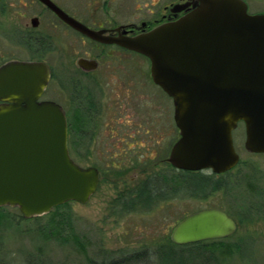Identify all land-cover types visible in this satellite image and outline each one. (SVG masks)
I'll list each match as a JSON object with an SVG mask.
<instances>
[{"label": "rangeland", "instance_id": "rangeland-1", "mask_svg": "<svg viewBox=\"0 0 264 264\" xmlns=\"http://www.w3.org/2000/svg\"><path fill=\"white\" fill-rule=\"evenodd\" d=\"M167 1L160 0L159 5L152 7L151 3L155 5L157 0H132V5L142 11L128 15L129 19H152L146 7L157 14ZM243 1L250 14H264V0ZM9 19L0 12V66L32 57L25 48L26 32H15ZM47 34L45 61L55 78L43 99L63 106L70 124L78 92L95 95L100 114L92 125H102L100 136L108 135L106 155L120 145L129 156L116 167H106L101 155L95 166L107 172L102 173L96 194L88 204L72 202L59 213L71 218L81 248L72 241L61 244L55 239L67 238V233L56 225L55 216L22 221L18 209L0 211V264H109L138 254H143L138 264H189L190 258L181 253L183 248L171 243V235L181 220L205 209L226 212L237 222L238 230L222 244L206 249L218 259L202 264H264V154L246 150L245 125L239 124L233 133L241 159L235 170L225 175L175 172L168 163L171 149L180 138L174 122V104L151 83L150 61L115 47L97 49L65 32ZM81 57L97 58L99 70L93 74L81 72L76 64ZM105 124L117 127V131L103 133ZM70 128L71 157L78 163L72 151L76 144L73 124ZM80 165L92 166L85 155ZM152 183L155 190L149 193L151 198L145 195L137 204L136 190H148ZM223 245L233 252L228 257H219Z\"/></svg>", "mask_w": 264, "mask_h": 264}, {"label": "water", "instance_id": "water-1", "mask_svg": "<svg viewBox=\"0 0 264 264\" xmlns=\"http://www.w3.org/2000/svg\"><path fill=\"white\" fill-rule=\"evenodd\" d=\"M187 8L178 20L132 36L76 27L92 40L150 61L153 83L174 104L180 138L170 152L171 166L222 175L240 163L233 140L239 123L245 125L246 150L264 154V14H250L243 0H196L173 11ZM77 66L93 72L98 64L80 58ZM50 80L45 63L10 61L0 67V208H16L24 219L67 203L86 205L100 181L97 169L71 158L63 108L39 102ZM237 230L226 212L205 209L181 220L171 242L184 247L221 241Z\"/></svg>", "mask_w": 264, "mask_h": 264}, {"label": "flooded vegetation", "instance_id": "flooded-vegetation-1", "mask_svg": "<svg viewBox=\"0 0 264 264\" xmlns=\"http://www.w3.org/2000/svg\"><path fill=\"white\" fill-rule=\"evenodd\" d=\"M49 1L56 6V8L62 13V15L57 14L42 0H0V12H3L6 15H8V18L10 17L9 20L13 21L15 32H26L25 33L26 37L24 39L26 46L25 48L28 52L32 54V57L28 60H10V61L45 63L50 68L51 80L45 92L39 99V102H47V101L55 102L53 100L43 99L44 96L47 94V91L49 90L50 84L54 81L55 78L52 67L45 61V58L48 54V40H49L47 32H65L68 35L72 34L78 36L83 41L90 43L92 46H94L97 49L99 48L102 49L108 46V47H115L118 50L129 52L117 45H106L97 42L95 40H92L86 37L84 34L80 33L84 31L78 29L76 26L79 27L83 26L91 32H102L103 35L110 37H117L120 33L123 32H128L129 36L137 35L142 32H150L151 30L155 29L160 25L178 20L179 18L189 13L191 11V8H187L180 13L174 12L173 8L176 5H184L188 2L193 3L196 0H179L178 2L174 0L173 1L168 0L165 4L162 5V8L159 9L157 14L154 13V9L146 7V12L150 16H153L154 18L152 17V19L147 18L140 20L131 19V17L129 19V16H132L137 12L142 11V8H140L138 5H132V3L130 2L132 0H49ZM159 2L160 0H157L155 5L151 3L152 7L159 5ZM65 18L72 21V23L67 21ZM81 58L90 61H96L98 64L97 69L93 72H86L78 67L81 72H83L84 74H93L99 70L100 64L97 58H84V57ZM78 60L79 59H77V61ZM10 61L4 62L1 66H3L4 64ZM150 78H151V73H150ZM151 81H152L151 83L154 84L152 78ZM94 96L95 95L92 96V94L85 95L81 91H79L77 96H75L74 117L72 119V124L76 132V136H75L76 144L74 145L72 151L75 158L78 160L77 164L79 165L82 156L83 155H85V157L87 156V158L90 160V163L92 164V166L89 167L95 168L99 171V177H100L99 185H100L101 178L103 175L102 173H106L107 171L105 169V172H103L104 170H102L99 167H96L95 166L96 160L97 159L100 160V158L102 157L101 155H103V158L106 161L104 163L106 167L109 166L110 164L113 166L115 165L114 167H116V164L125 162L128 159L129 155L126 150H123L120 147V145L114 146V153H111L110 155H106L109 152V149L107 150L105 144L108 135L104 136L103 134L100 136L99 133L101 129L99 128H101L102 125H96V126L92 125L93 122L96 121L95 119L100 114L99 105L96 103ZM61 107L63 108V106ZM63 110L65 112L68 121L67 113L64 108ZM239 124H243V123H239ZM69 126L70 124L68 121V147H69V139H70ZM103 128H105V131H103V133L106 132L108 133V130L110 133H114V131L115 132L117 131L116 130L117 127L115 128L106 124L103 126ZM116 138L118 140H121L120 137H116ZM134 141L136 142V139H134ZM126 146H128L127 143L125 144V147ZM100 148L102 150H100ZM97 151L99 152V154L97 153ZM69 152L71 156L70 148H69ZM240 163H241V159H240ZM171 168L175 172H179V173L181 172L193 173V172L179 171L173 168L172 166ZM232 171H229L225 174H228ZM208 172L212 173L209 170ZM194 173H198V172H194ZM153 186L154 184L152 183V186L151 187L149 186L148 190L146 189L139 191L136 190L135 202H137L138 204V201H140V199L145 197V195L147 198H151L150 197L151 195L149 193L155 190L153 189Z\"/></svg>", "mask_w": 264, "mask_h": 264}, {"label": "trees", "instance_id": "trees-1", "mask_svg": "<svg viewBox=\"0 0 264 264\" xmlns=\"http://www.w3.org/2000/svg\"><path fill=\"white\" fill-rule=\"evenodd\" d=\"M71 127H72V121L70 123ZM69 129L71 131V128L69 126ZM71 133V132H70ZM195 176V174H193ZM70 203H67L63 206H59L57 208H55L50 214L45 215V216H55L53 219L56 220V225H58L60 228H62L66 233H67V238H55L53 236V238H55L58 242H61V244H67L68 242H74L73 244L77 245L78 248H81L79 246H81L78 237L74 234L73 232V227L71 226V218L69 216H65L63 213L62 215H59L60 212H62V210L69 208ZM7 209H10V207H3L0 208V211H5ZM16 209V208H14ZM42 219V217H37V218H33V219H24L23 216L21 215V220L22 221H37ZM53 220V221H54ZM59 221V222H58ZM70 228L66 231L65 229L67 227ZM65 233V234H66ZM56 234V233H53ZM60 237V236H59ZM227 240V239H226ZM172 243V242H171ZM223 240L221 241H211V242H204V243H199L196 245H189V246H184V247H180V246H176L179 248H183L181 250V253H184L185 255H187L190 258L191 263L189 264H202L204 261L207 262H211L212 260H216V258L218 259V257H214V255L212 254H208L206 253V249H208L210 246L216 245V244H222ZM225 246V245H223ZM231 248H226L223 247L221 249V251L219 252V257H228L229 255H231L233 252L230 251ZM208 252V250H207ZM142 256L143 254H138V255H131V256H126L121 258L120 260H115L109 264H138L140 261H142ZM198 261V262H196ZM89 264H96L93 261L89 262ZM102 264H107V263H102Z\"/></svg>", "mask_w": 264, "mask_h": 264}]
</instances>
